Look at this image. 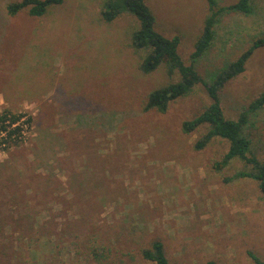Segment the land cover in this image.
<instances>
[{
  "label": "rangeland",
  "instance_id": "obj_1",
  "mask_svg": "<svg viewBox=\"0 0 264 264\" xmlns=\"http://www.w3.org/2000/svg\"><path fill=\"white\" fill-rule=\"evenodd\" d=\"M11 1L0 0V93L14 90L21 102L28 90L43 91L47 105L15 103L13 111L34 118L33 133L0 153V264H155L142 256L154 241L168 264H256L249 254L264 262L258 183L225 181L250 167L233 159L215 170L228 142L215 137L197 151L193 142L207 127L181 129L210 104L204 87L165 113L144 112L148 93L178 77L168 79L162 66L140 71L148 50L132 46L135 16L106 22L105 0H64L42 16H9ZM144 1L156 30L179 37L181 59L206 82L264 35V0H255L251 14L220 15L210 47L192 58L207 1ZM263 90L260 47L219 92L225 117L237 119ZM244 133L263 159L264 106L250 114ZM246 207L251 216L241 214Z\"/></svg>",
  "mask_w": 264,
  "mask_h": 264
},
{
  "label": "trees",
  "instance_id": "obj_2",
  "mask_svg": "<svg viewBox=\"0 0 264 264\" xmlns=\"http://www.w3.org/2000/svg\"><path fill=\"white\" fill-rule=\"evenodd\" d=\"M64 0H14L6 5V13L16 16L19 12L27 10L31 16H42L50 5L61 4ZM209 14L205 18L203 31L195 43L192 58L199 57L204 50L210 47L214 39V24L220 15L229 12H241L251 14L255 0H237L227 6H219L216 0H206ZM127 12L135 16L139 21V27L132 33V46L134 49H147L148 53L140 63V71L146 75L154 72L162 66L168 79L178 77L177 81H170L165 85L150 91L146 102L143 104L144 112L155 109L165 113L171 102L187 96L194 87L201 84L210 98V104L197 116L184 120L181 129L186 134L197 131L200 127L207 129L193 142V149L200 151L209 145L215 137L228 142V148L222 158L213 164V168L221 171L231 163L233 159H240L250 167L249 171H237L231 177H225L228 181L232 177H247L257 181L264 198V157L258 159L251 151L250 139L244 133V127L248 124L249 116L254 111L264 106V90L254 99L249 107L242 111L237 119L225 117L219 92L232 79L243 73L245 65L257 48L264 47V35L256 37L252 44L242 52L238 58L230 62L227 67L218 72L214 80L206 82L192 64H185L178 53L179 37L168 38L155 28V17L144 0H105L101 9V16L106 22H111L121 13ZM2 116L15 111L4 107ZM34 118L31 119L33 123ZM256 264H264L257 257L249 254ZM145 259L155 264H168L164 253L163 244L154 241L151 248L142 251ZM208 264H214L208 262Z\"/></svg>",
  "mask_w": 264,
  "mask_h": 264
},
{
  "label": "built area",
  "instance_id": "obj_3",
  "mask_svg": "<svg viewBox=\"0 0 264 264\" xmlns=\"http://www.w3.org/2000/svg\"><path fill=\"white\" fill-rule=\"evenodd\" d=\"M0 110V153L6 154L14 145L26 142L33 133L32 115L26 110L2 116Z\"/></svg>",
  "mask_w": 264,
  "mask_h": 264
},
{
  "label": "crops",
  "instance_id": "obj_4",
  "mask_svg": "<svg viewBox=\"0 0 264 264\" xmlns=\"http://www.w3.org/2000/svg\"><path fill=\"white\" fill-rule=\"evenodd\" d=\"M1 95L5 96L7 98V101L6 100L4 101L5 107H7V108H9L11 110H16L15 103H16V105H19V102H20L19 98L16 96V92L14 90H12V91L8 92L6 95L0 93V96ZM46 96H47L46 93L43 92V91L31 90V93H30V90H28L26 96L23 97V99H21L20 103H22L23 105L27 104V103L38 104L39 106L40 105L42 106L44 104L47 105L46 104L47 103ZM40 108L42 109V107H40ZM44 112L46 113V111H44ZM241 211H242L241 214H243V216H251V214L253 213V209L252 208H247V207L245 209H242ZM261 212H262V214H264L263 211H261ZM251 218L252 217H250L248 219V222H249V220H251ZM260 220L263 221L264 217H262ZM146 260H148V259H146Z\"/></svg>",
  "mask_w": 264,
  "mask_h": 264
}]
</instances>
